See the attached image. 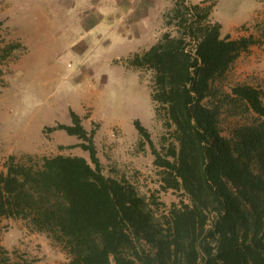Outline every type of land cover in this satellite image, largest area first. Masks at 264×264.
Returning a JSON list of instances; mask_svg holds the SVG:
<instances>
[{
  "label": "trees",
  "instance_id": "trees-1",
  "mask_svg": "<svg viewBox=\"0 0 264 264\" xmlns=\"http://www.w3.org/2000/svg\"><path fill=\"white\" fill-rule=\"evenodd\" d=\"M210 3L175 0L166 24L176 35L164 33L129 62L153 73L151 97L172 140L165 155L153 149L154 165L162 171L163 188L183 191L188 203L158 217L132 185L106 177L93 132L71 111L73 126L48 130L76 136L94 166L80 156H10L7 172L0 173V217L25 221L31 231L45 234L69 264H264L262 92L237 85L226 96L256 116L230 138L220 130L221 105L204 103L212 84L260 40L222 38L221 24L209 20L216 5ZM20 47L0 46V64ZM135 127L149 141L139 121ZM6 264L23 263L8 258Z\"/></svg>",
  "mask_w": 264,
  "mask_h": 264
},
{
  "label": "rangeland",
  "instance_id": "rangeland-1",
  "mask_svg": "<svg viewBox=\"0 0 264 264\" xmlns=\"http://www.w3.org/2000/svg\"><path fill=\"white\" fill-rule=\"evenodd\" d=\"M215 2L209 20L221 24L222 38L253 35L260 40L212 84V97L204 101L221 105L220 130L230 138L235 128L256 118L227 102L232 88H258L264 103V0ZM174 5L175 0H0V46H22L0 64V173L7 172L10 156L36 161L80 156L94 166L76 136L48 130L73 126V111L93 132L106 177L132 185L158 217L188 203L183 191L163 188L162 171L154 165L153 149L165 155L172 140L151 97L153 73L129 63L164 33L176 35V28L166 24ZM136 121L148 131L149 141ZM8 258L23 264L70 263L45 234L31 231L25 221L0 217V264Z\"/></svg>",
  "mask_w": 264,
  "mask_h": 264
}]
</instances>
